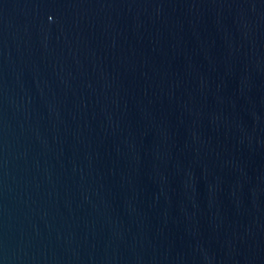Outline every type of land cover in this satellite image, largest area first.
<instances>
[{"label": "water", "instance_id": "obj_1", "mask_svg": "<svg viewBox=\"0 0 264 264\" xmlns=\"http://www.w3.org/2000/svg\"><path fill=\"white\" fill-rule=\"evenodd\" d=\"M0 264H264V0H0Z\"/></svg>", "mask_w": 264, "mask_h": 264}]
</instances>
